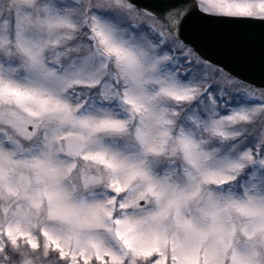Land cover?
<instances>
[{"label":"snow or ice","instance_id":"6c2138e0","mask_svg":"<svg viewBox=\"0 0 264 264\" xmlns=\"http://www.w3.org/2000/svg\"><path fill=\"white\" fill-rule=\"evenodd\" d=\"M0 264H264V0H0Z\"/></svg>","mask_w":264,"mask_h":264}]
</instances>
